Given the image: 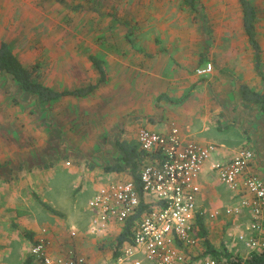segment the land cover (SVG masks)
Here are the masks:
<instances>
[{"label": "crops", "instance_id": "1", "mask_svg": "<svg viewBox=\"0 0 264 264\" xmlns=\"http://www.w3.org/2000/svg\"><path fill=\"white\" fill-rule=\"evenodd\" d=\"M234 6L241 14L237 0ZM200 13L206 14L203 10ZM205 27L210 28L209 25ZM241 29L244 33L243 28ZM207 30L208 28L202 27L198 34L201 38L197 41H157L150 38L126 45L125 50L113 49L108 56H100L104 79L90 94L84 96L87 98L92 94L95 97L93 112L85 110L87 114L93 113V122L90 118H81L82 126L91 123L96 129H82L84 127L78 118L77 143H85L86 134H96L100 135L103 145L98 148L99 155L94 152V158L97 159L94 166L88 165L85 161L90 159L82 155V158L78 157L81 163L73 166V161L65 158L64 166L68 167L70 173H75L73 182L76 183L81 180V173L89 172H94L98 179L103 180L98 185L108 179L128 178L125 172L107 171L106 166L113 164L119 155L117 141H132L140 148L137 131L141 127L167 132L171 126H176L184 140L214 144L215 149L204 162L197 178L200 190L195 199L197 215L202 216L207 236L219 252L223 245L216 239L218 234H223L225 228H228L226 224L233 223L237 234L250 215L247 208H241L235 215H224V208L236 205L239 196L218 180L212 163L228 161L240 148L250 149L253 151V158L249 169L264 182V119L256 104L243 101L240 85L245 83L257 90H264V87L257 73L258 84L245 81L243 73L232 69V72L229 70L222 73V67L215 64L214 58L207 56L210 44V40L205 38ZM206 63H211L212 69L198 74L197 69L204 67ZM93 69L94 81L88 84L99 81L100 76L94 67ZM249 78L251 77L248 76ZM14 135L13 143L16 144L12 146V150L8 152L5 145L3 148L0 145V264H22L29 255L32 256L31 238L36 239L40 230L46 227L50 255L78 254L84 256L90 264L110 260L114 240L122 226L113 222L105 232H92L89 229L92 214L87 203L80 209L88 210V217H81L78 225L72 224L69 228L54 216L50 215L52 218L49 220L38 217L36 213L32 215V207L40 206L33 196L36 194L40 197L36 190L46 187L45 174L53 172L57 160L55 164L44 167L45 170L41 172L37 157L32 153L33 147L22 148L18 145L20 140ZM20 142L26 143L24 140ZM106 143L111 144L108 149ZM7 161H10L9 165ZM91 167L95 170L91 171ZM57 185L51 182L48 190L56 191ZM80 185L81 183L74 187L77 193L82 190ZM95 190L96 188L92 189V194ZM146 199L149 200L150 197L147 196ZM33 200L36 203H32ZM213 211H218L219 214L211 218L209 214ZM72 230L76 232L75 235L70 234ZM233 244L244 253H236L237 256L242 259L250 256V250L242 243L234 239ZM187 250L194 256L197 251H203V247H200L199 242L195 248ZM144 262L152 264L147 260H143L142 264Z\"/></svg>", "mask_w": 264, "mask_h": 264}, {"label": "rangeland", "instance_id": "2", "mask_svg": "<svg viewBox=\"0 0 264 264\" xmlns=\"http://www.w3.org/2000/svg\"><path fill=\"white\" fill-rule=\"evenodd\" d=\"M251 1L258 10L257 39L263 50L264 69V0ZM234 3L235 0H199L200 11L193 15L178 0H0V40L9 44L25 66L35 68L36 80L62 90L94 81L90 54L108 56L113 49L125 50L126 45L150 38L197 41L204 27L208 28L205 38L210 40L207 56L222 67V73L229 70L243 73L245 81L258 84L252 50L242 32L241 14ZM202 10L205 15L200 13ZM94 101L91 94L87 98L63 97L42 104L21 90L9 75L0 73L1 147L5 145L8 152L12 150L16 134L18 140L26 141H18V145L33 147L41 172L57 160L53 172L45 174L46 187L36 192L58 213L49 214L37 205L32 207V215L36 213L49 220L54 216L68 228L78 225L81 217H88V210L80 207L88 202L92 189L103 180L89 172L81 173L78 183L73 182L75 173L67 170L64 160H72L73 166L81 163L79 156L89 158L85 161L88 165L94 166L97 162L94 152L100 154L98 148L103 145L100 135L86 134L85 143H77V120L80 118L81 126L83 117L93 122V113L87 114L85 110L93 112ZM89 125L81 128L96 129L93 124ZM110 145L105 144L107 149ZM7 162L9 165L10 161ZM51 182L58 184L56 191L48 190ZM79 183L82 190L77 193L74 187ZM226 226L216 239L223 245L221 252L227 249L233 256L244 255L233 244L236 234L233 223L228 222ZM222 242L233 245L227 248ZM220 261L227 264L224 256Z\"/></svg>", "mask_w": 264, "mask_h": 264}, {"label": "built area", "instance_id": "3", "mask_svg": "<svg viewBox=\"0 0 264 264\" xmlns=\"http://www.w3.org/2000/svg\"><path fill=\"white\" fill-rule=\"evenodd\" d=\"M211 69V63H206L197 73ZM137 142L142 150L154 156L139 173L143 201L149 204L150 210L134 221L132 242L125 244L116 257L100 264H142L143 260L152 264H219L212 256L191 262V252L186 254L183 250L194 247L199 241L194 225L195 198L200 190L197 178L214 151V144L184 140L176 126H171L167 132L141 127L137 131ZM252 158L253 151L240 148L228 161L212 163L218 180L239 196L236 205L224 208V215L238 214L241 208L249 210L250 218L241 226L235 240L251 253L264 250V182L249 169ZM140 203L141 196L133 180H106L87 202L92 214L89 229L94 233L105 232L113 222L123 226L137 213ZM218 214L213 211L209 216ZM75 233L70 232L71 235ZM46 234V228H42L30 248L35 262L90 264L78 254L50 255Z\"/></svg>", "mask_w": 264, "mask_h": 264}, {"label": "trees", "instance_id": "4", "mask_svg": "<svg viewBox=\"0 0 264 264\" xmlns=\"http://www.w3.org/2000/svg\"><path fill=\"white\" fill-rule=\"evenodd\" d=\"M178 1L183 6L188 7L193 15H196V13L200 11L199 0ZM237 2L241 10L242 28L252 50L254 70L259 76L260 80L264 82V69H262L263 50L260 41L257 39V7L251 0H237ZM88 58L100 76L97 83L78 86L73 89L55 90L41 81L36 80L33 76L35 68H29L25 66L13 52L9 44L4 40H0V73L9 75L12 80H14L19 85L21 90L35 96L42 104L57 100L64 96L84 97L90 94L97 84L104 79V67L102 59L96 55L90 54ZM240 92L243 101L254 103L258 106L264 119V90L253 89L248 84L243 83L240 85ZM116 145L119 150V155L113 164L106 166V170L110 172H125L127 174L126 176L133 180V182L136 184L141 196V203L137 213L124 223L120 233L114 240L112 258L116 257L121 252V249L125 244H130L132 242L134 221L138 219L143 212L150 210L149 204L144 203L143 201L142 192L140 190L139 173L141 167L145 163L151 162L154 159L152 154L145 152L141 148H138L136 143L132 141H117ZM34 197L44 209L53 214L58 213L52 206L42 200L38 195L34 194ZM201 217L202 216L200 215L196 216L194 225L197 228L200 247H203V251H197V253L191 257L193 260H198L202 256L208 255L216 257L219 260V264L223 263L220 261L223 256L226 258L227 264H264V250L252 252L250 256L246 257L245 259H242L239 256L231 255L227 249L224 252H218L211 244L207 236V230L202 222ZM31 241L34 243L35 239L33 240L31 238ZM183 250L186 254H189L187 248H183ZM22 264L40 263L34 262L33 257L29 255Z\"/></svg>", "mask_w": 264, "mask_h": 264}]
</instances>
